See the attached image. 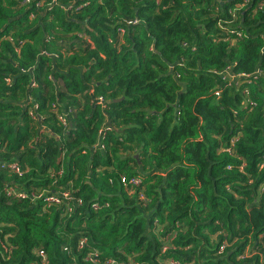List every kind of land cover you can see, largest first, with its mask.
<instances>
[{"label": "trees", "instance_id": "trees-1", "mask_svg": "<svg viewBox=\"0 0 264 264\" xmlns=\"http://www.w3.org/2000/svg\"><path fill=\"white\" fill-rule=\"evenodd\" d=\"M38 249L264 264V0H0V264Z\"/></svg>", "mask_w": 264, "mask_h": 264}, {"label": "built area", "instance_id": "built-area-1", "mask_svg": "<svg viewBox=\"0 0 264 264\" xmlns=\"http://www.w3.org/2000/svg\"><path fill=\"white\" fill-rule=\"evenodd\" d=\"M60 120L64 121L63 117H60ZM9 168H11L12 170H14L15 172H19V168L16 164L11 163L7 165ZM121 181L123 183H125V178H122ZM139 178H131L128 183L132 184V185H137L139 183ZM18 195L22 198L25 197H30L31 200L37 201L40 200L42 202V204L46 207L48 206H57L60 207L64 202H66V208H67V212H71L73 209V203L75 204H80L81 201L79 199H75L69 192L66 191H58V192H52V193H47L44 191H39V192H30L29 194L25 193V192H21L18 193ZM94 208L97 207L96 204L93 205ZM87 244V238L86 237H82L80 238V240L78 241V249H83ZM167 247H163V249L165 250ZM35 254H38L40 256V262L39 264H47L46 263V255L44 253V251L42 249H38L35 251ZM84 259L91 263V264H113V260H109L106 263H103L100 261V259L98 258V252L96 250H92L90 253H88ZM174 263V262H172Z\"/></svg>", "mask_w": 264, "mask_h": 264}]
</instances>
